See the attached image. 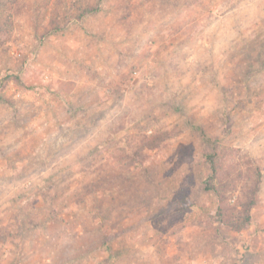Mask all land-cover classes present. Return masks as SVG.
<instances>
[{"label": "rangeland", "instance_id": "rangeland-1", "mask_svg": "<svg viewBox=\"0 0 264 264\" xmlns=\"http://www.w3.org/2000/svg\"><path fill=\"white\" fill-rule=\"evenodd\" d=\"M105 241L264 264V0H0V264Z\"/></svg>", "mask_w": 264, "mask_h": 264}, {"label": "trees", "instance_id": "trees-1", "mask_svg": "<svg viewBox=\"0 0 264 264\" xmlns=\"http://www.w3.org/2000/svg\"><path fill=\"white\" fill-rule=\"evenodd\" d=\"M209 160L214 164L215 163V159H214V155H213V153L211 154H209ZM55 205H54V203H53V207H54ZM54 209L56 210V207H54ZM50 210H52V212H54L53 211V209H50ZM47 220H49V216L47 217ZM108 241H105L104 242V245H105V250H108L110 253H108V255H106L105 257H104V261H106L107 262V264H112L113 263V258L115 257V255H113V253H112V251H114L113 250V246L110 244V243H107ZM103 245V246H104ZM115 260V259H114Z\"/></svg>", "mask_w": 264, "mask_h": 264}]
</instances>
